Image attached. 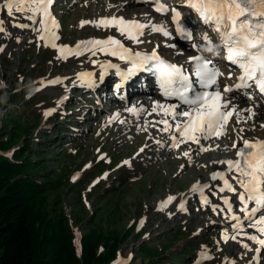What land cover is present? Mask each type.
Instances as JSON below:
<instances>
[{"label": "rangeland", "instance_id": "374dc122", "mask_svg": "<svg viewBox=\"0 0 264 264\" xmlns=\"http://www.w3.org/2000/svg\"><path fill=\"white\" fill-rule=\"evenodd\" d=\"M122 2L59 0L53 7L58 27L52 31L59 38L45 36L43 41L35 26H13L31 21L14 20L5 9L0 12L5 28L0 33V156L13 159L16 153H26L32 163L26 174L36 175L50 190L40 197L42 205H49L53 216L64 209L80 256L85 234L96 232L101 237L96 253L104 258L93 264H252L253 257L259 258L256 264H264V248L251 242L253 249L260 248L255 253L231 239L237 223L232 217L244 214L236 210L237 195L219 190L193 195L195 181L202 177L208 184L214 163L223 165L228 159L229 142L223 139L208 155L193 143L172 147L173 135L159 125L164 116L157 118L149 110L139 120L126 119V111L137 115V102L145 93L136 90L129 98L127 88H120L118 95L127 98L115 101L114 74L103 83L108 86H101L106 89L103 94L78 87L77 76L94 65L98 51L79 56L59 52L61 47L74 48L92 37L105 39L116 31L92 23L81 26V22L121 13ZM143 9L135 4L124 14L142 15ZM143 34L149 43L168 42L153 36L150 28ZM57 80L60 83H52ZM185 151L189 157L183 155ZM169 197L174 199L161 210ZM205 197L211 205L214 197V207L202 202ZM224 198L233 204L231 213ZM247 228L246 233L260 235Z\"/></svg>", "mask_w": 264, "mask_h": 264}, {"label": "snow or ice", "instance_id": "6c2138e0", "mask_svg": "<svg viewBox=\"0 0 264 264\" xmlns=\"http://www.w3.org/2000/svg\"><path fill=\"white\" fill-rule=\"evenodd\" d=\"M53 0H5L3 8L9 17L16 19H27L31 24L15 23L13 26L18 28H29L35 26L34 30L40 33L39 39L45 40V36L50 31V27H58L55 19L51 17L50 7ZM189 6L193 8L203 19L205 23L213 25L215 32L218 34L222 46L227 51V60L235 65L241 72L238 77L240 84L236 87H249L253 84L264 93V0H189ZM156 11L166 13L168 11L163 5L157 6ZM15 13L20 16L16 17ZM178 13L174 20L178 18ZM85 23H93L96 27H117L121 35L139 42V36L143 35V29L146 25L138 22H128L123 18L111 17L101 19L98 22L82 21L81 26ZM4 21L0 20V33L5 32ZM153 31L163 32L169 35L162 27L153 26ZM179 30V29H178ZM185 38H190L186 33ZM53 38L58 39L53 33ZM208 40V37H204ZM52 47L57 45L53 43ZM60 53L68 52L71 55H81L84 51H91L93 55L96 51L116 56L121 60L130 61L132 70L138 67L154 62V70L163 94L166 97H175L186 106L177 111L178 106L165 107L157 105L165 117H171L177 121L175 125L169 124L167 119L160 121L164 128L162 131H170L179 134L172 136V147L179 149L182 144L194 143L200 144L201 139H220L225 134V128L230 117L235 114V109H228V101L224 100L221 92L217 89L213 93L208 91H197V86L202 89L217 84V79L222 75L221 72L210 67V60L195 56L191 60L201 62L200 67L193 71L195 79H190L188 70L182 67L171 65L161 60L153 51L150 55L133 54L129 49L124 48L120 41L109 37L107 40H91L77 44L76 51L69 48L61 47ZM66 58V57H63ZM108 67H115L108 65ZM119 71V69H117ZM127 73L124 75H130ZM87 75V74H83ZM52 83H60L59 80ZM232 89L225 87L224 93ZM156 107L152 109L156 112ZM250 111V110H249ZM160 114V113H158ZM239 122V121H237ZM241 132L243 129L240 130ZM242 147L236 148L234 142L232 147L236 148L237 159L222 161L228 166L229 173H235L231 179L236 180L239 188L243 191L237 193L229 180L222 174L215 173L213 180H222L223 187L220 192H231L237 195L241 207L239 210L245 213V219L249 222L248 226L255 229L260 235H252L244 232V226L240 223V217L233 216L232 219L237 223L234 227L236 235L231 239L242 244V247L248 251L259 253L260 248L253 249L249 244L237 240V236L243 235V238L251 241L253 244L264 248V141H250L240 137ZM217 147H219L217 145ZM201 151L212 150L210 148H201ZM185 157L190 153L185 151ZM194 191L199 190L203 196V189L194 187ZM174 198L169 197L168 201L161 205V210L168 206ZM204 204H208L207 198H203ZM229 213L232 212L233 204L228 198L223 199ZM252 205V207H249ZM181 204L180 208L183 209ZM224 209H221L223 211ZM216 211V208H213ZM228 237L225 236L227 242ZM252 264H256V258H252Z\"/></svg>", "mask_w": 264, "mask_h": 264}, {"label": "bare ground", "instance_id": "6f19581e", "mask_svg": "<svg viewBox=\"0 0 264 264\" xmlns=\"http://www.w3.org/2000/svg\"><path fill=\"white\" fill-rule=\"evenodd\" d=\"M4 3H5V0H0V12L4 11V8H3ZM177 5H180V7H177V10L184 11L183 10L184 3L181 0L178 1ZM132 7H135L134 1L123 0V2L121 3V6H120V9H121L120 12L121 13L118 12L116 14L108 15L106 17H99L100 19L97 18V19H95L94 22H98L101 19H106V18H111V17L123 18L125 21H128V22H132V21L138 22V23L146 25V27L143 29V32L146 29L150 28V33L153 36H163L162 38H165L168 40L167 44L151 43V42L149 43V41H148L149 37H146L145 34L139 36V42H135L132 39L127 38L125 35H121V33L117 27H109L110 29H112V30L115 29L116 31H111L110 35L105 39H99V38L96 39V37H92L90 39H85L81 42H88L91 40L104 41V40H107L109 37H112V38L120 41V43L123 45V47L129 49L133 54L140 53L141 55H147V54L150 55L153 51H155L156 54H159L162 57H164V59L168 63L183 64L186 66L188 73L191 75H193V71L195 69L199 68L200 64L202 63V62H199L198 64H192L191 63L192 57L200 56L203 58H207V60H210L213 57H215L216 52L212 51V50H215V48L212 47L211 44H212V40L216 39V36L212 32H210V30L205 32L204 29L200 28V27H195L193 30L194 31V39L193 40H195V33H196L197 29L198 28L203 29L202 35L208 37V40L206 43H204L203 41L202 42H195L193 44L183 43V40L179 37V32H177L175 27L172 26V24L170 22V18L168 20H165L163 17L156 15L152 11L151 7H148V8H150L149 10L143 9L142 15L134 12L132 14V17H127L126 14H124V12L128 11ZM136 7H138V6H136ZM17 14H19V13H15V16ZM153 26L162 27L164 31L169 33V35L166 36L163 34V32L153 31L152 30ZM97 28H100V27H97ZM53 29H54L53 27H50L49 33L46 34L47 40L51 39V36L53 35V32H52ZM81 42L79 44H81ZM207 45L209 46V48L206 47ZM76 46L74 48L71 47L70 49L72 51H74V50H76ZM210 50L212 51L211 52L212 57L208 58V57H206V53ZM88 52H91V51H84L83 54H81V55L87 54ZM98 52L100 53L99 54L100 56L96 59L94 65L91 66L90 69H85L84 72L82 74L78 75L76 79L79 82H83L85 79L88 78L87 76L83 75L86 72L94 73L95 76H99L102 74V72H104L105 69L108 68V65L116 66L117 69H119V71H117V69L114 70L111 67H109V70L107 72L120 74V78L117 80L118 84L121 82L128 81L127 82V92H128L127 97L128 96H129V98L132 97V95L134 94L133 92H135L136 90L145 93V95L137 102V105L135 108L137 115H132L131 112L127 113V111H126L124 113L126 115V119L133 120L136 117V119L139 120L143 116L147 115L149 110L152 112V109L154 107H156V109H157L155 114L158 115L155 117L158 118L160 116H164L161 113V109L158 108L157 105H164L165 107L178 106L176 108L177 111H180L183 108L180 104H177V103L172 104V105L167 104V103H162L161 102L162 100L159 99V97L152 94L148 90V88H147V86L149 85L147 83L148 79H146V78L144 79V77H141L144 81L139 79L141 81L140 82L137 78V75H135V76H132L131 74L130 75H124L127 73H131L130 66L128 65L129 61L121 60L116 56H112L110 54H105L101 51H98ZM65 54H69V53L65 52ZM213 65L215 67L216 62H214ZM216 70H218L219 72L222 73V75H221L222 78H224L225 80H229L231 82V85L227 86L228 88L232 89L231 87L233 85L237 84L238 81L234 78V76L229 75L227 73L226 68L225 69L217 68ZM145 84H146V86H145ZM120 88L121 87L119 86V89ZM224 88L225 87H222L220 82L215 86V91L218 89L221 92L222 96L224 97V100L228 101V109H225V111L230 110V109H235V114L232 116V119L228 120V123H227L226 128H225V134L223 136H221L220 140L219 139L217 140L215 138L209 139L210 144H209L208 139L207 140L201 139L199 145L194 144V143L193 144L196 145V147L199 150L201 148L212 149V150H208V151H202L204 154L208 155V154L214 152V146L217 143L221 142L223 139L227 140L231 146L230 155H229L227 160H235V159H237L236 148L242 147V140L240 139V137H243L244 139H248V140L251 139L250 141H264V100H260L258 98V96H256L255 90H254L253 94L250 95V97L248 99V97L246 96V93L243 91H240L238 93H234V92L231 93V91L224 93L223 92ZM118 107H119V105H117L113 108L117 109ZM125 108H127V107H125ZM120 110L122 111L123 108ZM158 113H160V114H158ZM164 119H167L169 124H172L173 126L177 122V121H174L170 116L169 117L164 116ZM237 121H239V122H237ZM159 125H160V128L162 130L164 128L163 123H159ZM241 129H243L242 132L240 131ZM250 129H251V131H250ZM170 134L176 135L177 138H179L178 133L170 132ZM215 140H217V141H215ZM234 142L236 143V148L232 147ZM164 143H166V142H164ZM172 144H173V142H172ZM227 160H224V161H227ZM214 165H215L214 174L215 173L222 174L226 179L229 180V183H231L233 185V187H235L237 189V193L243 191L241 188H239L237 181L231 179V177L233 175H235V173H229L228 172V166L226 163H223V165H221V161H220V165H221L220 166L219 162L216 161L214 163ZM207 166H209V165H207ZM214 168L212 170H214ZM211 172H213V171H211ZM205 182L203 181V179L201 177L198 180H196L194 183L195 187H197L198 189H203V195L204 196H207L211 193L213 194L214 191L219 190L221 187H223V181L219 180V179L213 180L212 176H211V180H210V182H208V184H205ZM196 191L197 192L194 193L193 195L201 194V192L199 190H196ZM189 200H190V197H187V198L185 197L186 202H188ZM211 202H213L212 205H214L216 203L214 201V197L212 198ZM205 205H207V206L210 205L211 207H214L210 203L205 204ZM240 207H241V205H239L236 208V210H238V213L240 211L239 210ZM249 207H252V205H249ZM225 212L226 211H224L223 213H225ZM236 216H238V214ZM244 217H245V213L240 217V221H242V225L244 226V232H246L248 230L247 227H248L249 222ZM204 220L202 219L201 221H204ZM233 222H234V219L232 220V223ZM242 238L243 237H241V239H239V240H242L243 243H247L250 246H252L251 241H249L247 239H242ZM255 258H256V263H257L259 258L258 257H255Z\"/></svg>", "mask_w": 264, "mask_h": 264}, {"label": "trees", "instance_id": "16d2710c", "mask_svg": "<svg viewBox=\"0 0 264 264\" xmlns=\"http://www.w3.org/2000/svg\"><path fill=\"white\" fill-rule=\"evenodd\" d=\"M25 154L0 156V264H93L103 259L96 253L102 243L96 232L83 236L84 251L78 254L64 209L53 216L49 205H42L40 197L50 190L36 175L26 174L32 163Z\"/></svg>", "mask_w": 264, "mask_h": 264}]
</instances>
